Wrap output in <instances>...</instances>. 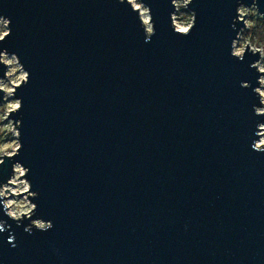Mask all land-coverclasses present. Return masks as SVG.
Masks as SVG:
<instances>
[{
    "label": "water",
    "instance_id": "obj_1",
    "mask_svg": "<svg viewBox=\"0 0 264 264\" xmlns=\"http://www.w3.org/2000/svg\"><path fill=\"white\" fill-rule=\"evenodd\" d=\"M241 2L193 0L195 27L179 36L170 0H144L146 43L126 2L0 0L12 29L0 50L31 74L12 117L23 147L0 185L21 162L33 219L54 225L29 234L0 204V264H264L259 57L230 55Z\"/></svg>",
    "mask_w": 264,
    "mask_h": 264
},
{
    "label": "clouds",
    "instance_id": "obj_2",
    "mask_svg": "<svg viewBox=\"0 0 264 264\" xmlns=\"http://www.w3.org/2000/svg\"><path fill=\"white\" fill-rule=\"evenodd\" d=\"M119 3H127L131 10L138 14L141 27L144 30L145 42L151 41L155 35V22L153 20L151 8L144 3V0H118ZM174 11L170 13L171 28L176 35L188 36L195 27L197 14L193 11H187L193 0H170ZM189 17L190 20L185 22L181 18ZM250 20L264 21V13L259 11L256 0H252L250 6L239 3L236 9L234 23H242L241 28L231 42L230 55L238 60L243 61L246 54L258 55V59L250 64V67L258 73L257 84L253 92L259 97V106L253 105L254 114L264 116V45H258L251 42V30L246 28ZM183 25V26H182ZM11 20L0 16V44L11 35ZM248 31L249 36L245 37L244 33ZM0 65H3L6 71L0 77V93H3L0 103V125L7 127L12 125V133L9 142L15 144L13 151L0 152V166L4 165L5 158H15L22 149L20 141L22 126L21 120L13 119V115L20 112L23 108L22 98L16 96L17 90L30 82V72L26 70L20 57L16 53H9L7 48L0 50ZM241 87L250 88V82H241ZM7 122L6 124L4 122ZM254 139L250 145L253 151L264 153V123L257 124ZM30 169L17 161L12 165V175L6 183L0 185V204H2L5 214L15 221L18 225L24 219L30 220L25 226V231L32 234L33 229L37 231H49L54 227L51 220H45L36 216L38 205L32 201L39 197V193L32 191L31 181L28 179Z\"/></svg>",
    "mask_w": 264,
    "mask_h": 264
},
{
    "label": "rangeland",
    "instance_id": "obj_3",
    "mask_svg": "<svg viewBox=\"0 0 264 264\" xmlns=\"http://www.w3.org/2000/svg\"><path fill=\"white\" fill-rule=\"evenodd\" d=\"M181 19L185 22L190 20V18L186 16L182 17ZM246 28L251 30L250 39L252 43L258 44V45H264V26L262 24V21L250 20L248 24L246 25ZM244 35L245 37H248L249 36L248 31H246ZM4 123L6 124L7 122L5 121ZM11 133H12V125H8L7 127H3V125H0V152L14 150L15 144L9 142Z\"/></svg>",
    "mask_w": 264,
    "mask_h": 264
},
{
    "label": "trees",
    "instance_id": "obj_4",
    "mask_svg": "<svg viewBox=\"0 0 264 264\" xmlns=\"http://www.w3.org/2000/svg\"><path fill=\"white\" fill-rule=\"evenodd\" d=\"M262 24H263V26H264V21H262ZM263 35V34H262ZM259 36H260V34H259Z\"/></svg>",
    "mask_w": 264,
    "mask_h": 264
}]
</instances>
